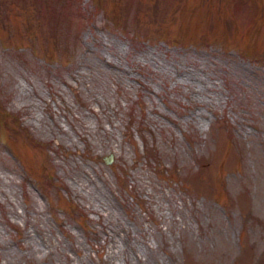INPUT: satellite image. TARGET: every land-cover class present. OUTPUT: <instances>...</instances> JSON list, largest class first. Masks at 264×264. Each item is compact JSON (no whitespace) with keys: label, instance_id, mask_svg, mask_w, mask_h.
<instances>
[{"label":"rangeland","instance_id":"374dc122","mask_svg":"<svg viewBox=\"0 0 264 264\" xmlns=\"http://www.w3.org/2000/svg\"><path fill=\"white\" fill-rule=\"evenodd\" d=\"M0 264H264V0H0Z\"/></svg>","mask_w":264,"mask_h":264},{"label":"water","instance_id":"95a60500","mask_svg":"<svg viewBox=\"0 0 264 264\" xmlns=\"http://www.w3.org/2000/svg\"><path fill=\"white\" fill-rule=\"evenodd\" d=\"M104 156H105V159H106L107 161H110V160L113 158V153L110 152V153H108V154H106V155H104Z\"/></svg>","mask_w":264,"mask_h":264}]
</instances>
